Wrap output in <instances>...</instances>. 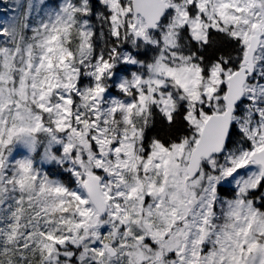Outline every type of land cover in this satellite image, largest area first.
Segmentation results:
<instances>
[{"label": "snow or ice", "instance_id": "6c2138e0", "mask_svg": "<svg viewBox=\"0 0 264 264\" xmlns=\"http://www.w3.org/2000/svg\"><path fill=\"white\" fill-rule=\"evenodd\" d=\"M0 264H264V0H0Z\"/></svg>", "mask_w": 264, "mask_h": 264}]
</instances>
